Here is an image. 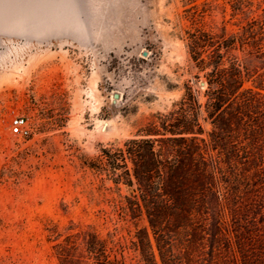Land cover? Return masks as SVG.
I'll return each mask as SVG.
<instances>
[{
	"label": "rangeland",
	"instance_id": "obj_1",
	"mask_svg": "<svg viewBox=\"0 0 264 264\" xmlns=\"http://www.w3.org/2000/svg\"><path fill=\"white\" fill-rule=\"evenodd\" d=\"M232 1L194 4L217 7L206 24L234 29ZM189 6L0 0V264H56L53 239L71 224L102 236L133 232L105 217L113 195L94 167L102 149L121 147L151 115L168 112L185 84L203 91L184 43ZM16 115L26 120L24 137L11 134Z\"/></svg>",
	"mask_w": 264,
	"mask_h": 264
},
{
	"label": "trees",
	"instance_id": "obj_2",
	"mask_svg": "<svg viewBox=\"0 0 264 264\" xmlns=\"http://www.w3.org/2000/svg\"><path fill=\"white\" fill-rule=\"evenodd\" d=\"M182 1L193 84L203 80V91L185 84L168 112L102 149L94 169L113 195L104 215L133 232L71 224L53 239L56 264H264V0L257 16V0H233L234 29L204 22L217 7Z\"/></svg>",
	"mask_w": 264,
	"mask_h": 264
},
{
	"label": "built area",
	"instance_id": "obj_3",
	"mask_svg": "<svg viewBox=\"0 0 264 264\" xmlns=\"http://www.w3.org/2000/svg\"><path fill=\"white\" fill-rule=\"evenodd\" d=\"M9 127L12 135L24 137L28 134L26 128V120L22 116L16 115L12 117L9 123ZM0 137H1V131H0Z\"/></svg>",
	"mask_w": 264,
	"mask_h": 264
},
{
	"label": "water",
	"instance_id": "obj_4",
	"mask_svg": "<svg viewBox=\"0 0 264 264\" xmlns=\"http://www.w3.org/2000/svg\"><path fill=\"white\" fill-rule=\"evenodd\" d=\"M200 86H201V87H204V83H203V82H201V83H200Z\"/></svg>",
	"mask_w": 264,
	"mask_h": 264
},
{
	"label": "bare ground",
	"instance_id": "obj_5",
	"mask_svg": "<svg viewBox=\"0 0 264 264\" xmlns=\"http://www.w3.org/2000/svg\"><path fill=\"white\" fill-rule=\"evenodd\" d=\"M69 9V8H68ZM76 16V15H75ZM45 33V32H44ZM105 127H106V125H105ZM104 130H105V128H104Z\"/></svg>",
	"mask_w": 264,
	"mask_h": 264
}]
</instances>
